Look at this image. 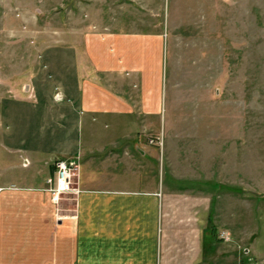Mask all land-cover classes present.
<instances>
[{
    "label": "rangeland",
    "instance_id": "obj_1",
    "mask_svg": "<svg viewBox=\"0 0 264 264\" xmlns=\"http://www.w3.org/2000/svg\"><path fill=\"white\" fill-rule=\"evenodd\" d=\"M101 24L162 40L147 143L160 173L217 193L205 264H264V0H0V144L54 122L57 74Z\"/></svg>",
    "mask_w": 264,
    "mask_h": 264
},
{
    "label": "crops",
    "instance_id": "obj_2",
    "mask_svg": "<svg viewBox=\"0 0 264 264\" xmlns=\"http://www.w3.org/2000/svg\"><path fill=\"white\" fill-rule=\"evenodd\" d=\"M94 27L57 74L54 122L0 144V264H205L217 193L160 173L147 143L159 134L149 124L160 112L162 40ZM57 160L78 163L77 195L47 191Z\"/></svg>",
    "mask_w": 264,
    "mask_h": 264
},
{
    "label": "built area",
    "instance_id": "obj_3",
    "mask_svg": "<svg viewBox=\"0 0 264 264\" xmlns=\"http://www.w3.org/2000/svg\"><path fill=\"white\" fill-rule=\"evenodd\" d=\"M153 140H149L152 143ZM79 173V166L75 160H59L54 164L53 177L48 179L47 191L52 194L55 199L63 194L77 195L79 189L74 181ZM75 184V185H74ZM57 201V200H56Z\"/></svg>",
    "mask_w": 264,
    "mask_h": 264
}]
</instances>
